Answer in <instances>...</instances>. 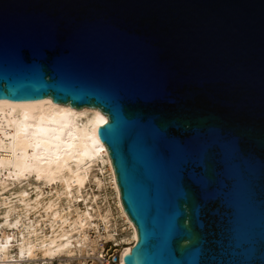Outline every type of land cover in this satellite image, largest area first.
I'll list each match as a JSON object with an SVG mask.
<instances>
[{"label": "water", "instance_id": "water-1", "mask_svg": "<svg viewBox=\"0 0 264 264\" xmlns=\"http://www.w3.org/2000/svg\"><path fill=\"white\" fill-rule=\"evenodd\" d=\"M97 110L123 264H264V0H0V102Z\"/></svg>", "mask_w": 264, "mask_h": 264}, {"label": "bare ground", "instance_id": "bare-ground-1", "mask_svg": "<svg viewBox=\"0 0 264 264\" xmlns=\"http://www.w3.org/2000/svg\"><path fill=\"white\" fill-rule=\"evenodd\" d=\"M106 122L49 98L0 102V264H97L102 243L123 264L136 231L96 135Z\"/></svg>", "mask_w": 264, "mask_h": 264}, {"label": "built area", "instance_id": "built-area-1", "mask_svg": "<svg viewBox=\"0 0 264 264\" xmlns=\"http://www.w3.org/2000/svg\"><path fill=\"white\" fill-rule=\"evenodd\" d=\"M107 244H103L101 247V255L98 257L97 264H121L120 263V255L118 253V250H116V247H111V245L107 246V248H104ZM112 249L111 253H108ZM88 264H91V261L87 262Z\"/></svg>", "mask_w": 264, "mask_h": 264}, {"label": "rangeland", "instance_id": "rangeland-1", "mask_svg": "<svg viewBox=\"0 0 264 264\" xmlns=\"http://www.w3.org/2000/svg\"><path fill=\"white\" fill-rule=\"evenodd\" d=\"M25 185V183H22L21 184V186H17V187H22V186H24ZM27 190H28V192H32L31 191V188H29V187H27ZM32 194V193H31ZM121 224V223H120ZM103 244H107L106 246H104V248H107V246H109V245H111V247H112V249H113V247H114V245H113V243H102V245ZM102 245H101V247H102ZM121 247L119 246V247H116V250H119ZM112 249L108 252V253H111L112 252ZM51 264H63L62 262H60V261H58V260H54V261H52L51 262ZM96 264V263H95Z\"/></svg>", "mask_w": 264, "mask_h": 264}]
</instances>
